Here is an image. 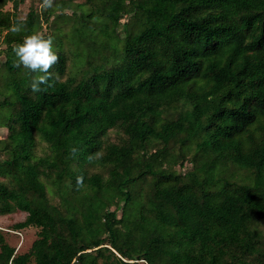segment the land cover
<instances>
[{
	"label": "trees",
	"instance_id": "trees-1",
	"mask_svg": "<svg viewBox=\"0 0 264 264\" xmlns=\"http://www.w3.org/2000/svg\"><path fill=\"white\" fill-rule=\"evenodd\" d=\"M21 1L0 0L12 77L0 91L10 110L0 215L26 212L13 228L39 234L19 253L0 233V264H264V0L32 8L22 27L42 20L59 57L50 70L59 79L36 94L41 73L16 67L12 52L21 19L3 11ZM111 129L125 138L107 141ZM36 135L48 153L36 154Z\"/></svg>",
	"mask_w": 264,
	"mask_h": 264
},
{
	"label": "rangeland",
	"instance_id": "rangeland-1",
	"mask_svg": "<svg viewBox=\"0 0 264 264\" xmlns=\"http://www.w3.org/2000/svg\"><path fill=\"white\" fill-rule=\"evenodd\" d=\"M84 1L85 0H76V2H84ZM32 8H34L35 10L39 12V10L41 9V0H23L20 2V4L18 5L16 9L13 6V4L9 2L3 7V11L15 12L19 19L21 18L25 19L28 16ZM65 12L66 14H71L72 10L67 9L65 10ZM51 18L52 19L50 20V24L53 20V17ZM62 20L63 19L59 18L58 21L60 22H57V23L60 24L62 28H66L68 24L67 22H64ZM42 27H45V23L42 20H39V21L33 20V22L29 23L27 27H24V28L22 27V31L19 33L25 37L27 35H31L36 32H39L40 34H44L50 31L48 27L41 30ZM5 33L6 31L3 32L2 37H0V40H2ZM0 48H2L1 44H0ZM65 49L67 50V52L69 51L68 45H65ZM5 57L6 56L4 53L0 54V91L4 90V87H3L4 83H6L8 79L12 80L11 74L7 72L5 66L3 65V62L6 59ZM71 66H72V61H68V68H67L68 72H69V69H71L72 73H74L75 71L72 69ZM77 68L75 69L77 70ZM66 75L63 76V79L67 77ZM78 77L80 78V75ZM12 98L13 97H11V99ZM8 115H10L9 108L0 106V139H5L9 134V128L4 126L10 119ZM124 138H125V135L123 131L117 130V129H111L109 134L106 136L107 141L117 142V143L121 142ZM35 151H36V154L39 156L44 155L50 151L49 144L46 141H44L39 135H36ZM151 151L153 150L151 149ZM6 156L7 154L2 150L1 145H0V159ZM179 167L180 165L177 166L178 169ZM180 168L185 171L189 170L190 168H192V163L188 160V162L185 163V166L180 167ZM89 172L90 173L101 172L104 174V176H107L108 169L105 167H100V166H91L89 168ZM245 178H246V175L242 172H239L236 174V179L239 181ZM1 180H4V177L0 176V181ZM44 182L46 183L47 188H48L47 189L48 197L53 203L59 206L61 204L60 202L61 198H60V195L57 194L58 190L56 186L54 184L49 183L50 182L49 180L44 179ZM147 186L148 184H146L145 188H147ZM120 214L121 212L119 211V215ZM26 216H27V213L23 211H17V212L10 213V214L0 215V233L4 236L6 242L14 246L16 248V251L19 253L28 252L30 248L32 247L33 242L38 238V234H39V228L34 227V226H30V227L23 228V229L13 228V225L16 224L17 222L25 220ZM257 227L264 234V222H258ZM261 246L264 247V243ZM250 259L253 260L254 262L257 261L256 263H258V260H259L257 256L251 257ZM262 259H264V257Z\"/></svg>",
	"mask_w": 264,
	"mask_h": 264
},
{
	"label": "clouds",
	"instance_id": "clouds-1",
	"mask_svg": "<svg viewBox=\"0 0 264 264\" xmlns=\"http://www.w3.org/2000/svg\"><path fill=\"white\" fill-rule=\"evenodd\" d=\"M54 0H43L41 7L48 9L53 6ZM23 20L19 23H14L10 31L13 34L22 31ZM12 52L17 58L16 67L23 66L25 69L33 73L39 72L41 75L33 77L30 90L33 94L40 93L48 87L54 86L55 82L59 79L58 76L54 77L50 71L52 67L58 63L59 57L53 51V40L51 37H45L39 32L27 35L23 38L22 43L15 45ZM45 87H41V86ZM75 151V149H73ZM99 155V153H97ZM82 177H78L77 183L82 184Z\"/></svg>",
	"mask_w": 264,
	"mask_h": 264
}]
</instances>
